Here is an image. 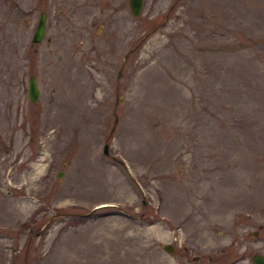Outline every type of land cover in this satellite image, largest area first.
I'll use <instances>...</instances> for the list:
<instances>
[{
	"label": "rangeland",
	"instance_id": "rangeland-1",
	"mask_svg": "<svg viewBox=\"0 0 264 264\" xmlns=\"http://www.w3.org/2000/svg\"><path fill=\"white\" fill-rule=\"evenodd\" d=\"M255 252L264 0H144L139 15L128 0H0V264Z\"/></svg>",
	"mask_w": 264,
	"mask_h": 264
},
{
	"label": "water",
	"instance_id": "water-1",
	"mask_svg": "<svg viewBox=\"0 0 264 264\" xmlns=\"http://www.w3.org/2000/svg\"><path fill=\"white\" fill-rule=\"evenodd\" d=\"M144 0H128L130 11L133 15H139L142 11ZM45 19H46V12L40 11L39 17L37 19L34 31L31 36V41H39L42 39L45 33ZM39 87L37 85L36 76L34 74H29L27 79V97L30 101H36L39 98ZM103 152L105 154L108 153L107 151V143L103 145ZM62 171L57 173V176H61ZM257 230H253L251 234H256ZM164 248L168 251L172 249L171 244H165ZM252 264H264V254L255 252L251 255Z\"/></svg>",
	"mask_w": 264,
	"mask_h": 264
},
{
	"label": "flooded vegetation",
	"instance_id": "flooded-vegetation-1",
	"mask_svg": "<svg viewBox=\"0 0 264 264\" xmlns=\"http://www.w3.org/2000/svg\"><path fill=\"white\" fill-rule=\"evenodd\" d=\"M128 55V54H127Z\"/></svg>",
	"mask_w": 264,
	"mask_h": 264
}]
</instances>
